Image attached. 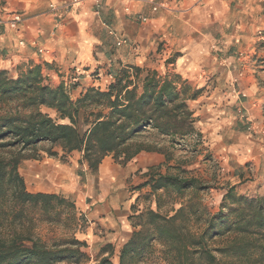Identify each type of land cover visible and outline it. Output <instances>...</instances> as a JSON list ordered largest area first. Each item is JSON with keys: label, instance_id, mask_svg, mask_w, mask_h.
Masks as SVG:
<instances>
[{"label": "trees", "instance_id": "obj_1", "mask_svg": "<svg viewBox=\"0 0 264 264\" xmlns=\"http://www.w3.org/2000/svg\"><path fill=\"white\" fill-rule=\"evenodd\" d=\"M107 74L105 87L91 86L73 99L71 87L51 83L41 65L16 77L0 69V150L6 152L0 155V264H114L116 254L118 264L154 255L156 264H264V194H241L227 184L212 213L201 195L208 187L180 167L179 173L154 167L142 173L147 179L134 189L148 186L142 197L150 205L137 199L131 236L120 247L105 244L101 251L108 254L94 263L85 240L37 234L39 221L59 224L63 208L76 220V206L64 194L28 190L20 172L25 151L47 142L49 155L67 159L77 151L79 162L96 172L108 155L126 164L142 151L164 150L170 160L163 141L200 136L189 102L202 88L135 64Z\"/></svg>", "mask_w": 264, "mask_h": 264}, {"label": "crops", "instance_id": "obj_2", "mask_svg": "<svg viewBox=\"0 0 264 264\" xmlns=\"http://www.w3.org/2000/svg\"><path fill=\"white\" fill-rule=\"evenodd\" d=\"M157 1L163 6L154 11L148 0H0V18L23 16L17 27L0 24V69L16 77L41 65L54 85H67L76 72L81 82L71 87V95L77 98L91 86L105 87L111 67L146 61L162 36L170 45L166 51L178 53L173 71L203 89L189 102L201 127L228 141L223 146L236 167L264 173V0ZM161 161L159 153L142 151L126 166L129 172L140 169V184L147 179L142 173ZM27 165L20 172L29 191L74 196L88 218L106 232L117 231L100 236L93 225L86 227L93 262L108 254L101 251L107 242L119 247L131 236L133 212L121 213L120 193L109 200L104 190L95 196L102 202L97 207L92 190L75 193L78 183L65 177L59 155ZM118 167L108 155L99 172L110 175ZM118 259L114 255V264Z\"/></svg>", "mask_w": 264, "mask_h": 264}, {"label": "rangeland", "instance_id": "obj_3", "mask_svg": "<svg viewBox=\"0 0 264 264\" xmlns=\"http://www.w3.org/2000/svg\"><path fill=\"white\" fill-rule=\"evenodd\" d=\"M157 42L158 44L154 45L151 53L147 55L146 61H143V63H137L139 64L138 66L143 67L145 70H157L161 76L178 74L173 71L174 63L178 53H176L174 50L166 51L167 48H170V45H167V41L164 37L161 36L160 40ZM145 74L146 71H144L142 76ZM106 79L110 80L108 74H106ZM80 82L81 81H79V83L73 84L68 81L67 86L74 87L79 85ZM104 83L106 84L105 80ZM52 114L54 115V113ZM198 120H196L195 126L198 129L200 136L195 134L185 139H178V141L173 143L168 139L163 141L162 144L170 154V160H167L164 150L145 151L159 153L162 156V161L150 166L149 169L154 167L155 170L162 173H179L180 168L188 170V172L185 174L186 176L197 178L203 185L208 187L201 191V195L204 203L208 206L212 213L217 212L220 209L222 197L225 193L224 186L227 184L237 186V191L241 194H264V173L261 171L256 172L255 169H250L249 166L247 169H245V167H236L237 164L233 163V160H231L229 157L230 152L228 151L227 147L223 146L225 145L224 143L228 144V141L226 140V142L217 140L215 134L208 132L205 128L201 127ZM253 129L256 128L253 127V125H250V130ZM50 149V143L43 142L38 144L36 148L25 151L24 154L26 158L21 161L20 171L25 165L29 164L30 160L36 159L42 161L43 159L50 157ZM52 150L61 152L59 146H54ZM0 155H6V152L0 150ZM110 156L112 160L120 166L118 167L120 171L112 172L110 175H101L99 169L96 172H91L89 169H86V164H81L79 162L80 153L77 151H74L68 155L67 159L59 158V163H63V170L65 169L66 174L65 177H68V180L72 181L73 183H78L79 188H76L77 191H75L77 195L91 192L92 190L93 195L91 196L95 197L96 195L102 194V192L105 190L106 192H109L108 199L110 200L112 196H117L118 193H120L119 204L122 211L121 213H128L129 211L133 212V204H137V199H140L138 204L140 203L142 206H149V200H147V202L144 201L142 196L147 193L150 188L148 191L143 192H141V190L139 192L138 189H134L135 186L139 184L138 176L140 174L138 171L140 169L129 172V165L126 166L132 162L134 158L126 164H122L115 160L112 155ZM123 168L124 172L122 170ZM91 196H89L88 203L92 201ZM66 197L75 203L76 199L74 196ZM96 199L97 197H95L94 205L99 207L98 204L102 202L98 199L96 201ZM168 206L169 205H166L165 209H167ZM91 207L93 206L91 205ZM62 210L63 219L59 224H49L39 221L36 226L37 234L47 240L51 238H65L71 236L85 240L84 234L86 232V227L91 225L94 226L95 233L99 234L100 236H106L108 233L117 232L114 229H110L106 232V229L102 227L100 223L95 221V219L88 218L83 211L77 209V206L75 209L77 216L76 220H71L69 218L67 215V208H63ZM130 221L132 224V219H130ZM118 238H120V236H118ZM121 241L122 239L120 242ZM85 242L87 243L86 240ZM89 255L91 257L90 253ZM91 261L90 263L95 262H93V260ZM157 262L158 259L155 258L154 255L140 264H156Z\"/></svg>", "mask_w": 264, "mask_h": 264}, {"label": "built area", "instance_id": "obj_4", "mask_svg": "<svg viewBox=\"0 0 264 264\" xmlns=\"http://www.w3.org/2000/svg\"><path fill=\"white\" fill-rule=\"evenodd\" d=\"M128 2L135 1V0H127ZM148 2L152 5V9L154 11H157L159 7L163 6V4L159 3L157 0H148ZM53 7V6H52ZM126 9H129V5H127ZM142 20H146L147 18L145 16H140ZM23 19V16L19 12H14L11 17L8 20H4L0 18V24H3L4 22H7L10 27H17L18 23L21 22ZM120 44V42H119ZM109 78L112 79V75H109ZM80 77L79 74L76 72L71 73L69 76V82L70 83H79Z\"/></svg>", "mask_w": 264, "mask_h": 264}]
</instances>
